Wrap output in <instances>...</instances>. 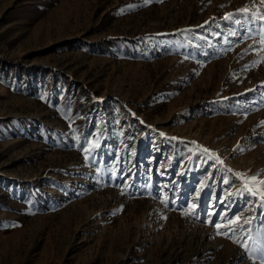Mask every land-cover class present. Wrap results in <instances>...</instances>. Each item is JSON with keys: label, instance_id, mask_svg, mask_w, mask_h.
<instances>
[{"label": "rangeland", "instance_id": "rangeland-1", "mask_svg": "<svg viewBox=\"0 0 264 264\" xmlns=\"http://www.w3.org/2000/svg\"><path fill=\"white\" fill-rule=\"evenodd\" d=\"M260 17L0 0V264H260L264 208L237 175L264 180ZM222 215L253 219L229 239Z\"/></svg>", "mask_w": 264, "mask_h": 264}, {"label": "snow or ice", "instance_id": "snow-or-ice-1", "mask_svg": "<svg viewBox=\"0 0 264 264\" xmlns=\"http://www.w3.org/2000/svg\"><path fill=\"white\" fill-rule=\"evenodd\" d=\"M264 3V0H261ZM243 12H248V9H242ZM260 19H264V17H260ZM261 28H264V24L261 25ZM85 152L88 151L87 148L84 149ZM204 152H208V149H204ZM222 163V162H221ZM230 171V170H229ZM241 176L244 180V190L249 192L253 196H259L262 201L260 207L264 208V180H258V175L245 179L244 174H237ZM253 217H246L241 223V217L239 215H235L233 217H228L226 215H222L219 217L218 222L209 221L212 227L217 229L216 235H223L226 238L233 239L238 233L237 228H239L240 233L248 231V229L244 228V225L250 224ZM221 229H226V231H220ZM259 232V248L257 249V254L252 256L253 261L259 260L260 264H264V221H262L258 228ZM233 242H236L235 240ZM243 246V245H242Z\"/></svg>", "mask_w": 264, "mask_h": 264}]
</instances>
